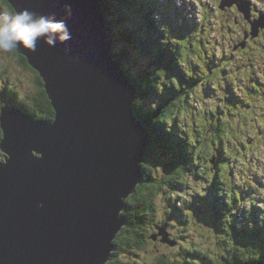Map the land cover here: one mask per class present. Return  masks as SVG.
I'll return each mask as SVG.
<instances>
[{
    "label": "water",
    "instance_id": "water-1",
    "mask_svg": "<svg viewBox=\"0 0 264 264\" xmlns=\"http://www.w3.org/2000/svg\"><path fill=\"white\" fill-rule=\"evenodd\" d=\"M6 1L63 20L71 39L15 50L43 80L55 119L1 110L0 264H108L151 141L134 108L138 87L114 58L101 0ZM226 4L250 20L249 2ZM253 28L258 36L264 16Z\"/></svg>",
    "mask_w": 264,
    "mask_h": 264
},
{
    "label": "trees",
    "instance_id": "trees-1",
    "mask_svg": "<svg viewBox=\"0 0 264 264\" xmlns=\"http://www.w3.org/2000/svg\"><path fill=\"white\" fill-rule=\"evenodd\" d=\"M4 2L14 11L6 0ZM101 2L110 35L115 42V39L124 42L128 50L118 53L114 46L113 55L116 62L124 66V61L128 60L132 65H137L135 73L128 70L127 73L138 87L134 105L136 116L148 128L151 137L150 146L141 164L143 181L137 192L127 200L124 211L129 224L115 241L116 251L108 263L120 264L118 256L126 248L134 246L143 248L144 240L148 236V220L156 222L152 217L161 193L182 196L181 189L186 186L185 181L190 176L205 175L204 178L210 182L214 177L216 184L225 178L231 180L233 172L231 163L236 160L246 162V155L254 147L249 140H245L248 139V134L240 126L243 124L246 127L249 121L255 122L252 121V112L246 110L251 109L250 101L247 104L244 97L240 98L234 94H229L224 99V103L229 107V118L219 121L217 114L221 115L222 111L226 110V107L221 105L219 112L211 114L209 124L211 129L205 131L208 121L200 124V121L190 119V116L196 115L193 102L199 90L209 84L213 86L215 83L223 84L227 81L226 72L219 65L220 62L214 59V52H208L210 49L205 38L208 20L198 24L201 27H196L195 22L189 21L188 18L185 21H176L172 18V6H166L167 3L163 6V3L159 4V0H101ZM117 13L122 16H117ZM110 15H116V20H110ZM134 18L136 20L133 24L127 22ZM131 49L136 50L141 60H145L146 63L138 64L136 58L132 56ZM18 57L26 68L31 69L24 57L20 55ZM224 61L228 64L231 59L225 57ZM37 81L39 91L33 103L31 102L32 106L19 103L17 95L15 97L9 95L12 98L10 102L20 104L22 110L38 120L53 122L55 111L45 91L43 80L38 76ZM4 106L0 104V113ZM2 138L0 128V142ZM226 140L229 143V151H234L236 160L229 158L226 147H222ZM239 150L240 152H237ZM211 152L214 164L213 160L207 158ZM155 162L160 163L159 171L164 170L163 179L154 177L156 168L152 164ZM203 166L212 173L202 174ZM214 167H218V170ZM239 195L246 199L244 192L236 189L232 200L225 198L221 206H215V209H210V212L206 211L204 214L201 207L205 206L194 199L187 206L192 205L206 218V222L215 225L223 240L225 238L230 240L232 249L237 248L235 251L231 250L234 251L230 252L232 256L228 254L224 257L222 264H264V224L259 223L254 211L245 214L240 221L237 219V202H242ZM185 222L191 221H181ZM240 222L244 224L240 225ZM165 224L157 226L158 230L165 227ZM242 246H247L245 251L247 254L241 253L238 247ZM192 258L209 260L207 253L199 255L195 253ZM160 260V264L171 263L166 259Z\"/></svg>",
    "mask_w": 264,
    "mask_h": 264
},
{
    "label": "rangeland",
    "instance_id": "rangeland-1",
    "mask_svg": "<svg viewBox=\"0 0 264 264\" xmlns=\"http://www.w3.org/2000/svg\"><path fill=\"white\" fill-rule=\"evenodd\" d=\"M159 1V4L163 3V6L166 3V6H172V18L174 20L179 21L188 18L189 21L195 22L196 27H201L198 26V24H203L202 21H205V10L210 11L209 15H211L212 19L206 24L207 31L205 32V38L208 40L207 45L210 49L208 52H216L214 59L216 58L217 62H220L219 65L226 72L227 81L223 84L215 83L213 86L211 84L206 87L204 86L195 97L193 110L196 115L190 116V119L195 122L200 121V124L208 121L205 128L206 131L207 129H211L209 125L211 114L216 113V111L219 112V107L221 105L225 106L226 110H223L221 115L217 114L219 116V121L222 122V120L229 118V107L222 102V99L224 101L229 94H232L230 91L237 93L240 98L244 97L241 88H238L237 82L242 83L245 81L246 83L245 76L247 73H239L238 69L241 64L246 65L247 58L245 55L247 53H257L255 46L253 47V39L251 36L245 39V35L251 31V21H259L261 15L258 17L254 16L251 18V21H248L239 11L235 12L233 6H226L225 10L221 11L219 8L223 0ZM252 1L258 11L264 13V0ZM3 2L4 0H0V12L9 11L3 7ZM117 16L121 17L122 14L117 13ZM124 16L127 18L125 13ZM116 18V15H110V20H116ZM135 20V18L129 19L127 22L133 24ZM229 25H231V28ZM263 30L264 29H260V32ZM115 40V50H117L118 53L127 50L124 42L118 41L117 39ZM247 41L248 43H246ZM259 44L260 47L264 49V39ZM219 48L220 50H217ZM226 49H229V51H226ZM239 49H242L241 55H236ZM131 52L138 64L146 63L145 60H141L136 50L131 49ZM259 54L258 56L250 57V59L252 58L254 65L258 64L264 67V52L261 51ZM17 56L18 55L14 51L12 53H0V104H11L10 100L5 97V94H10L12 97L17 95L21 104L26 103L32 106V98L34 95H37L39 91L37 85L39 74L35 70L33 71L32 68L30 69L22 66ZM225 57L231 59L230 62L228 61V64H225ZM136 67L137 65H132L131 61H124V68L128 71L135 73ZM262 70L264 69L262 68ZM236 73L239 75H236ZM248 88L254 89L250 85L247 86L246 90ZM244 99L246 103L249 104L248 101L250 100L246 97H244ZM251 107L257 108L256 110L252 109L251 113L252 121L256 124L253 122L250 123L249 121L246 127H244L243 124L240 126V128H243L244 132L248 134V139L245 140H249L250 144L254 146L252 151L246 155V162L236 160L234 151H229V143L227 140L222 143V147H226L228 157L236 160L231 163L233 166L231 180L225 178L224 181H219L216 184L214 177L211 178L210 182L209 179L204 178L205 175H203V177L190 176L185 181L186 186L181 189L183 192L182 196H173L166 192L161 193L156 201V210L152 217L156 222L148 220V236L144 240L143 248L141 249L135 246L126 248L118 256L120 264H160V259H166L167 262H175L177 264H186L187 262L193 264H222L226 255L229 254V256H232V253L237 250V248L232 249L230 240L227 238L223 240L212 222H206V218L201 213H198L192 205L187 206V204L192 203V199L200 205L205 206L201 207L204 214L206 211L210 212V209H215V206H221L225 198H227V200H232L234 190H241L244 192L246 199H243L242 195H239V199L242 202H237V219L240 221L242 217H245V214L247 215L254 211L259 218V223L264 224V97L258 102L254 101ZM230 147L232 148L231 143ZM216 153L217 151L215 150L214 155H216ZM207 158L210 161L213 160V153L211 152L208 154ZM223 161H226V159H223ZM217 162H219V159ZM218 165L220 166V162ZM152 166L156 168L154 177L163 179L164 170L159 171L160 163L158 164V162H155ZM204 167L205 166H203L201 170L202 174L206 172L212 173L207 168L204 169ZM209 167L211 168V166ZM214 168L218 170V167ZM253 196L255 197L252 198ZM188 220L191 222L181 223V221ZM192 222L194 224H192ZM165 223L168 225L166 235L170 239L172 237L173 240L175 239L177 241L176 247L161 241L164 237L160 236L161 232L158 230L157 226ZM242 224L244 223L240 222V225ZM123 232H125V229L122 230L121 233ZM156 235L160 237L154 241L152 238ZM238 248L241 253H246L247 246ZM231 250L234 251L232 252ZM257 252L259 251L257 250ZM195 253L198 255L200 253H207L209 260L201 261V258H196L195 260L192 258ZM252 254L254 256L256 255V253ZM258 255H260V252Z\"/></svg>",
    "mask_w": 264,
    "mask_h": 264
},
{
    "label": "clouds",
    "instance_id": "clouds-1",
    "mask_svg": "<svg viewBox=\"0 0 264 264\" xmlns=\"http://www.w3.org/2000/svg\"><path fill=\"white\" fill-rule=\"evenodd\" d=\"M71 39L63 20L49 18L29 9L0 12V53H12L19 47L35 51L43 40L50 47Z\"/></svg>",
    "mask_w": 264,
    "mask_h": 264
},
{
    "label": "flooded vegetation",
    "instance_id": "flooded-vegetation-1",
    "mask_svg": "<svg viewBox=\"0 0 264 264\" xmlns=\"http://www.w3.org/2000/svg\"><path fill=\"white\" fill-rule=\"evenodd\" d=\"M3 7H5L6 9H8L9 11H12V10L7 6V4H6L5 2H3ZM0 8H1V6H0ZM14 52H15V51H14ZM17 58H19V57L17 56ZM19 63H20L22 66L26 67V65L23 64V63L20 61V59H19ZM37 83H38V81H37ZM35 96H36V95H34L33 98H32V103H33V101H34ZM5 97H6V99L12 101L11 98H9V97H7V96H5ZM19 103H20V102H19ZM18 105H20V104H18ZM28 105H29V104H28ZM29 106H30V105H29ZM1 141H2V140H1Z\"/></svg>",
    "mask_w": 264,
    "mask_h": 264
},
{
    "label": "bare ground",
    "instance_id": "bare-ground-1",
    "mask_svg": "<svg viewBox=\"0 0 264 264\" xmlns=\"http://www.w3.org/2000/svg\"><path fill=\"white\" fill-rule=\"evenodd\" d=\"M207 26V25H206ZM165 226H166V230L168 229V225L167 224H165Z\"/></svg>",
    "mask_w": 264,
    "mask_h": 264
}]
</instances>
